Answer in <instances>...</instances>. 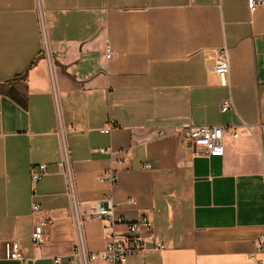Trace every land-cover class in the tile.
Segmentation results:
<instances>
[{"label": "crops", "instance_id": "obj_1", "mask_svg": "<svg viewBox=\"0 0 264 264\" xmlns=\"http://www.w3.org/2000/svg\"><path fill=\"white\" fill-rule=\"evenodd\" d=\"M224 45L229 86L215 72ZM262 124L264 8L248 0H0V242L16 241L25 258L0 251V264H70L61 127L89 250L126 237L92 217L110 192L117 216L153 223L145 252L123 264H264ZM201 125L226 129L223 154L181 143ZM41 164L49 173L34 182Z\"/></svg>", "mask_w": 264, "mask_h": 264}, {"label": "built area", "instance_id": "obj_2", "mask_svg": "<svg viewBox=\"0 0 264 264\" xmlns=\"http://www.w3.org/2000/svg\"><path fill=\"white\" fill-rule=\"evenodd\" d=\"M248 7L254 12L258 7L264 8V0H248ZM42 30L45 36V27L42 23ZM110 48L107 50V57H111ZM215 72L223 86H229L230 75V50L224 45L216 50L215 54ZM233 106L231 98L226 99L221 108L222 111H228ZM264 131V124H262ZM107 132V129L102 130ZM226 129L216 125H201L190 127L183 132L181 143L184 146H192L195 150L205 152L206 154L221 155L224 153L223 139ZM237 136V132H234ZM61 160L59 170L64 178L65 192L70 202V216L75 224L76 242L72 252L70 264H123L132 256L140 255L146 250L145 241L141 235L144 231L153 228V223L148 217H143L139 221H132L116 214L113 195L105 193L102 199L96 202L93 219L100 221L104 228H114L124 226L126 228V237L116 239L112 235L107 236L108 240L101 251H91L88 249L83 229V219L79 209L77 179L74 164L71 160L70 149L68 146L66 134L62 127L59 130ZM102 149V152H106ZM48 166L41 164L32 166L30 170L31 178L34 182H39L48 175ZM103 180L111 185H116L118 181L117 174L112 170L104 173ZM33 213L38 214L42 207L40 204H33ZM50 218L39 219L34 226L32 241L37 246L44 242L45 228L48 226ZM1 256L10 260L24 261L25 258L21 252L20 246L16 241L4 240L0 242ZM164 248V245H159ZM258 252H264V235L258 239ZM61 258H55V263L59 264Z\"/></svg>", "mask_w": 264, "mask_h": 264}]
</instances>
